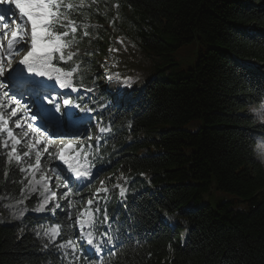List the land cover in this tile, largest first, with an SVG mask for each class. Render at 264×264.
Returning a JSON list of instances; mask_svg holds the SVG:
<instances>
[{
  "label": "trees",
  "instance_id": "obj_1",
  "mask_svg": "<svg viewBox=\"0 0 264 264\" xmlns=\"http://www.w3.org/2000/svg\"><path fill=\"white\" fill-rule=\"evenodd\" d=\"M54 3L61 6V19L77 25L64 39L73 40L64 52L75 55L58 65L76 68L75 85L92 89L86 104L101 108L94 119L108 129L92 143L93 159L108 175L107 190L99 187L108 193V231L101 220L98 234L112 240L104 243L103 264H264V166L254 152L264 126L245 112L264 102V0ZM115 37L166 58L195 39L206 51L189 69L141 88L115 77L102 87L101 71L114 72L109 61L123 63L109 54ZM110 94H118L115 104ZM196 120L202 123L199 131L183 129ZM36 148L45 149L41 141ZM49 154L42 151L41 163L51 167ZM26 181L0 148V215L3 200L18 201ZM55 191L62 207L41 223L57 225L59 243H75L78 196L60 199L61 190ZM212 191L235 196L247 210L234 209L233 202L212 208L209 199L201 206ZM37 224L29 216L0 224V264H65L52 244L34 234ZM75 259L95 264L84 253Z\"/></svg>",
  "mask_w": 264,
  "mask_h": 264
},
{
  "label": "snow or ice",
  "instance_id": "obj_2",
  "mask_svg": "<svg viewBox=\"0 0 264 264\" xmlns=\"http://www.w3.org/2000/svg\"><path fill=\"white\" fill-rule=\"evenodd\" d=\"M7 2L8 0H0V4ZM11 3L14 4V8L9 7L0 11V30H2L0 31V48L7 49V58L4 52H0V133H6L0 140V148L6 150L8 163L15 160L18 171L27 180L25 187L20 190L19 203L24 204V201L32 194H36L40 200L37 212L47 210L55 214L62 205L57 199V192L50 187L53 176L56 178L55 188L66 189L60 194V199L78 195L88 187L83 183L87 176L86 171H81L74 176L70 170L71 164L68 167H64L59 162L54 167L42 165L41 153L47 149L36 148L33 151L35 145L39 143V137H44L46 141L49 139L45 133L49 132L50 125L56 129L51 133L52 138H57L58 135H63L58 132L61 124L72 120L75 116L69 107L73 105L70 92H76L77 89L64 82L66 77L62 78L59 75L60 67H52L53 57L56 54H60L59 61H64L66 58L70 60L75 55L71 51L64 52V48L71 45L73 40L68 39L62 42V38L69 35L68 25L61 21L63 12L57 3L49 5L45 0H11ZM46 8L50 10L45 13ZM57 25L65 30L59 31ZM72 31L75 32L74 27ZM9 34L12 39L5 44V37ZM63 89H70V92L62 91ZM116 102L117 96H114L112 103ZM62 107L64 111H61ZM74 107L79 108L81 112L93 111L87 107V104L83 107L75 104ZM9 120L12 127H9ZM100 131L103 132L104 129L101 128ZM64 142L61 139V143ZM72 143V141L68 142L69 149H72ZM18 145L27 150L22 151ZM53 158L49 154L48 160L51 161ZM60 159L63 160V156ZM50 202L53 206L46 209ZM92 203V200L88 201L89 205ZM72 206L73 201L69 199L68 208ZM96 211L100 210L96 209ZM19 214L23 215L24 209H21ZM69 219H71V213H69ZM107 220L108 216L105 212L104 221ZM77 222L80 223L81 229L84 228L85 223L89 227L96 226L91 219V213L87 221L77 218ZM107 231L108 229L105 228L104 232L107 233ZM43 234L50 241L55 240L58 230L51 228ZM80 235L82 239L87 238L88 245L96 243L91 231L81 232ZM101 236L103 238L102 234ZM104 243L111 244V238L104 240ZM60 246L74 247V242L69 241ZM100 250L97 246L96 251Z\"/></svg>",
  "mask_w": 264,
  "mask_h": 264
},
{
  "label": "rangeland",
  "instance_id": "obj_3",
  "mask_svg": "<svg viewBox=\"0 0 264 264\" xmlns=\"http://www.w3.org/2000/svg\"><path fill=\"white\" fill-rule=\"evenodd\" d=\"M109 29V33H113V29H111L109 26L106 27ZM115 45L116 47L111 50L110 53L115 57V59H120L122 60L121 66H117V62L113 63L111 60L109 61L112 63L111 66H113V73L108 74V70H102L101 72L106 75L101 79V84L102 87H105L106 81L110 78L108 77H115L118 80H121L128 86L135 83L137 84V87H142L146 82L150 80H156V79H163L170 73H172L174 70H187L191 66H193L199 56L202 52L206 51V47H204L200 41L195 39L193 42L186 44L180 48H178L176 51L170 53L169 57L166 58L164 56H158L155 55L151 52H147L146 50H143L141 47H139L137 44L125 41L121 38H116L115 37ZM118 47V48H117ZM115 50V51H114ZM109 51V50H108ZM1 52V48H0ZM170 63H169V62ZM170 64L173 65L170 67ZM67 83L66 81H64ZM117 96L114 94H110L109 98L112 101L113 97ZM87 96L84 94L82 98H86ZM76 98V97H74ZM261 105H264V102L261 103L259 106H249L246 108L245 112L250 114L253 119L256 121V123L261 124L264 126V123L261 122V119H264V110H261ZM88 107V106H87ZM73 109V108H72ZM98 110H101L98 109ZM91 112H83V115L85 117L90 116ZM90 124L93 129H94V135L96 136L98 134V131L95 130V124L93 122V118L91 117L86 123ZM202 128V123L199 120L196 121H191L188 124L183 126L184 130H187L189 132H197ZM63 134L62 136H68L69 134H66L65 132H59ZM81 134V133H80ZM79 134V135H80ZM59 136V135H58ZM51 135L49 136V139L46 141L45 138L43 137V143L46 147H50L51 150H53V157L56 156L55 153H58V151H62V149L68 148L66 146L68 141H72V144H81L82 141H85L82 139V137H75L73 140L68 139V138H63L65 141L63 146H53L51 145ZM255 156L256 158L261 162V164L264 166V162H262L261 158L264 157V137H259L256 138V145L254 148ZM86 160V159H84ZM95 177L100 178L99 181L105 180L108 175L105 174L104 176L100 177L101 175L98 173H94ZM31 178V177H29ZM37 179L39 177L37 176ZM55 180L52 181V184H50V187H52L54 190L55 188ZM27 184V181L25 185ZM102 184V183H101ZM23 186V188L25 187ZM122 191L125 190V187L119 186ZM105 188V186H104ZM61 192H65V188H59ZM97 191V184L95 187H93L88 193L81 194L86 200L83 202L82 206L83 207H91L93 208L92 212L94 216H97V211L96 209L100 210L99 204L101 203V198L96 196L95 192ZM209 199V204L212 208H215L218 204L223 203V202H233L234 203V209L236 210H242L246 211L247 206L245 203H238L237 198L235 196H232L227 193H214L213 191L211 192L210 196H203V199L200 203V205H205ZM92 200L93 203L91 205L88 204V201ZM28 201L29 203H27ZM3 207L5 214L0 215V224L3 225H10L13 223H21L25 219V217H32V219L37 220L38 224L34 228V234L39 238L42 239L49 244H52L55 248V251L59 255V259L63 260L65 264H78L76 259H75V253L77 251V246H68V247H61L62 243H59L57 241L56 236L55 240H49L47 236H45L43 233L45 231H48L51 228H55L53 224L48 223V224H42L41 223V218H45L48 216L49 211L45 210L43 212H37V209L39 208L40 200L38 199L36 194H32L27 200L24 201V204H20L19 200L16 202L8 201L7 199H4L3 202ZM52 203L50 202L47 206L46 209H50L52 207ZM24 209V214L20 215V210ZM95 209V210H94ZM91 212V215H92ZM82 214V215H81ZM80 215L85 218L87 216L86 212L81 213ZM96 218H94L95 220ZM93 220V221H94ZM77 228L78 232L81 233V226L80 223L77 222ZM81 237V235L79 234ZM82 239V238H81ZM82 241L86 242V239L83 238ZM67 244V243H64ZM87 244V243H86ZM90 249L87 247V251ZM98 253V252H97Z\"/></svg>",
  "mask_w": 264,
  "mask_h": 264
},
{
  "label": "clouds",
  "instance_id": "obj_4",
  "mask_svg": "<svg viewBox=\"0 0 264 264\" xmlns=\"http://www.w3.org/2000/svg\"><path fill=\"white\" fill-rule=\"evenodd\" d=\"M261 110H264V105H261ZM261 122L264 123V119H261ZM261 160L264 162V157H262Z\"/></svg>",
  "mask_w": 264,
  "mask_h": 264
}]
</instances>
